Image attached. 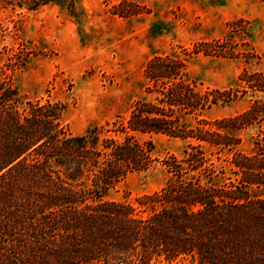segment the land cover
Masks as SVG:
<instances>
[{
    "label": "trees",
    "instance_id": "trees-1",
    "mask_svg": "<svg viewBox=\"0 0 264 264\" xmlns=\"http://www.w3.org/2000/svg\"><path fill=\"white\" fill-rule=\"evenodd\" d=\"M240 22H229V37H250V25ZM231 41L152 55L143 96L112 128L121 137L94 124L68 132L59 121L62 106L23 99L0 73V264H153L158 257L264 264V197L254 193L264 185V131L247 151L238 134L262 119L264 99L255 96L234 115L204 117L246 92L264 93V71L243 68L241 88L201 89L187 69L199 52L241 55L249 64L259 59L248 40L239 51ZM146 133L184 145L159 161L165 181L138 197L142 214L107 194L128 173L154 168L152 142L137 138Z\"/></svg>",
    "mask_w": 264,
    "mask_h": 264
},
{
    "label": "rangeland",
    "instance_id": "rangeland-1",
    "mask_svg": "<svg viewBox=\"0 0 264 264\" xmlns=\"http://www.w3.org/2000/svg\"><path fill=\"white\" fill-rule=\"evenodd\" d=\"M238 19L250 25V37H229V22ZM227 36L238 51L248 40L259 59L249 64L241 55L191 54L187 69L201 89L241 88L237 77L243 68L264 71V0H52L37 5L34 0H0V73L23 99L62 106L59 121L68 132L81 133L94 124L104 134L121 137L112 128L125 121L143 96V68L152 55L192 50L194 44L213 39L224 45ZM255 96L264 99V93L246 92L234 102L212 106L204 117L239 113ZM259 130L264 131V115L238 131L239 148L249 150ZM137 138L152 142L154 168L128 173L107 197L129 202L145 214L138 197L164 184L159 161L168 153L179 155L184 142L161 133ZM254 193L264 197V185ZM153 264L189 261L158 257Z\"/></svg>",
    "mask_w": 264,
    "mask_h": 264
}]
</instances>
